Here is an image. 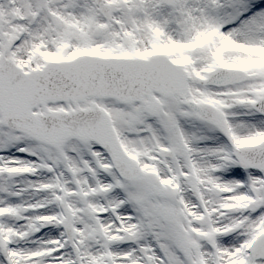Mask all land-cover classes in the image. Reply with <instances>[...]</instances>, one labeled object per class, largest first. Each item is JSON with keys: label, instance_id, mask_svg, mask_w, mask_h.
I'll return each instance as SVG.
<instances>
[{"label": "snow or ice", "instance_id": "1", "mask_svg": "<svg viewBox=\"0 0 264 264\" xmlns=\"http://www.w3.org/2000/svg\"><path fill=\"white\" fill-rule=\"evenodd\" d=\"M0 264H264V0H0Z\"/></svg>", "mask_w": 264, "mask_h": 264}]
</instances>
